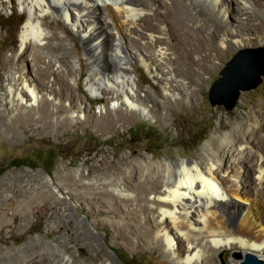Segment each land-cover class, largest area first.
Segmentation results:
<instances>
[{
	"label": "rangeland",
	"instance_id": "1",
	"mask_svg": "<svg viewBox=\"0 0 264 264\" xmlns=\"http://www.w3.org/2000/svg\"><path fill=\"white\" fill-rule=\"evenodd\" d=\"M232 7L237 8V3ZM154 10L157 16H150L165 27L160 17L167 10L162 6ZM27 22L28 15L17 1L6 11L0 7V182L15 186H0V216L5 217L0 219V264H38L49 257L57 261L53 252L40 247L44 242L59 244L76 264H109V260L115 264H174L156 238L155 180L129 185L126 202L114 189L136 181L134 167L149 157L154 166L199 162L203 145L235 132L252 103L261 99L264 76L253 89L240 91L234 107L226 110L209 103L208 91L240 49L215 59L222 49L220 42L204 40L196 47L195 63L174 65L178 81L193 82L194 95L179 91L172 97L165 95L162 85L133 53L138 87L152 96L141 116L113 92L90 94L86 82L92 64L86 45L79 32L60 17L47 15L43 26L49 38L40 45L29 43L21 52ZM238 26L236 22L231 31ZM169 41L175 43V39ZM123 42L131 53L136 44L129 37ZM115 43L110 37L104 44L111 63L117 62L112 51ZM254 48L264 46L256 44L250 49ZM169 53L175 61L178 55ZM207 53L212 57L201 63V55ZM38 55L43 56L40 63ZM51 59L57 63V73L48 75L42 69ZM98 72L103 74L104 69ZM9 78L18 84L25 78L36 83L41 91L38 102L29 107L13 101V109L6 111ZM22 174L29 176L27 181H21ZM79 216L85 222L78 221ZM89 224L107 246L90 233ZM244 259V249L237 246L217 252L208 264H239Z\"/></svg>",
	"mask_w": 264,
	"mask_h": 264
},
{
	"label": "bare ground",
	"instance_id": "2",
	"mask_svg": "<svg viewBox=\"0 0 264 264\" xmlns=\"http://www.w3.org/2000/svg\"><path fill=\"white\" fill-rule=\"evenodd\" d=\"M15 1L28 15L21 36V52L29 43L40 45L49 38L43 26L47 15L60 17L79 32L86 45L92 64L86 82L90 94L113 92L122 98L123 105L141 116L152 96L138 87L139 79L131 63L133 53L150 77L162 85L165 95L172 97L179 91L194 95L193 82L178 81L174 65L179 61L195 63L196 47L204 40L220 42L222 49H218L215 59L232 49L246 51L256 44L264 46V0ZM12 2L0 0V7L6 11ZM236 3L238 7L234 9L232 5ZM161 6L167 10L160 17L167 23L165 27L153 18L158 13L154 8ZM236 22L239 29L232 32ZM208 31H212L210 36H206ZM110 37L116 42L112 51L117 62L113 63L104 47ZM125 37L136 44L131 53L123 45ZM170 39H175V43L171 44ZM170 51L178 55L175 61L170 58ZM201 56V63L212 57L208 53ZM41 57L38 55V63ZM55 67V61L46 60V68L42 70L53 75L57 73ZM101 67L108 73L100 74ZM189 71L193 72L191 68ZM39 88L28 78L21 84L9 78L5 87L6 111L13 109V101L34 106L39 100ZM252 105L235 132L203 145L199 162L184 160L154 166L149 157L132 168L138 175L136 181L120 183L114 189L126 202L129 185L155 180V211L159 218L153 223L159 228L156 238L174 264H208V259L212 260L217 252L237 246L244 249L245 257L251 255L264 262V95ZM28 177L22 174L21 181H27ZM0 186L15 187L10 181L7 184L1 181ZM78 219L85 222L80 216ZM88 229L107 246L90 224ZM40 247L53 252L57 261L49 257L38 264H76L59 244L44 242ZM109 264L115 263L109 260Z\"/></svg>",
	"mask_w": 264,
	"mask_h": 264
},
{
	"label": "water",
	"instance_id": "3",
	"mask_svg": "<svg viewBox=\"0 0 264 264\" xmlns=\"http://www.w3.org/2000/svg\"><path fill=\"white\" fill-rule=\"evenodd\" d=\"M260 76H264V48L238 51L225 64L219 73V78L209 88V103L212 106L221 105L226 110L231 109L237 102L239 92L257 86ZM51 186L60 193L56 184ZM108 251L112 253L109 249ZM239 264H264V262L248 255Z\"/></svg>",
	"mask_w": 264,
	"mask_h": 264
},
{
	"label": "trees",
	"instance_id": "4",
	"mask_svg": "<svg viewBox=\"0 0 264 264\" xmlns=\"http://www.w3.org/2000/svg\"><path fill=\"white\" fill-rule=\"evenodd\" d=\"M203 140H204V138L200 139V140L197 142V144H199V143L202 142ZM47 171H48V169H47Z\"/></svg>",
	"mask_w": 264,
	"mask_h": 264
}]
</instances>
